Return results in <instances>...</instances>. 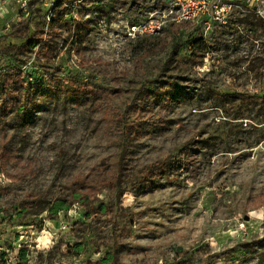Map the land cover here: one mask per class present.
Wrapping results in <instances>:
<instances>
[{
  "label": "rangeland",
  "instance_id": "374dc122",
  "mask_svg": "<svg viewBox=\"0 0 264 264\" xmlns=\"http://www.w3.org/2000/svg\"><path fill=\"white\" fill-rule=\"evenodd\" d=\"M167 3L0 0V264H264V0Z\"/></svg>",
  "mask_w": 264,
  "mask_h": 264
},
{
  "label": "built area",
  "instance_id": "2783aa9c",
  "mask_svg": "<svg viewBox=\"0 0 264 264\" xmlns=\"http://www.w3.org/2000/svg\"><path fill=\"white\" fill-rule=\"evenodd\" d=\"M239 1L257 2L259 0H167L165 19H147L129 27V35L136 37L153 34L166 26L167 16L170 20L183 23L195 22L204 26L207 31L214 25L229 23L233 8Z\"/></svg>",
  "mask_w": 264,
  "mask_h": 264
},
{
  "label": "trees",
  "instance_id": "16d2710c",
  "mask_svg": "<svg viewBox=\"0 0 264 264\" xmlns=\"http://www.w3.org/2000/svg\"><path fill=\"white\" fill-rule=\"evenodd\" d=\"M60 14H62V16H65V9H62L61 11H60ZM58 24H59V21H58V19L56 18V17H53L52 18V20H51V23H50V31H49V34H48V36H47V38L44 40H42L41 42H40V44H42V45H45L46 44V42H48V41H50L51 40V38L53 37V36H55L56 35V33L58 32ZM88 28H89V22L88 21H85V20H81V19H79V21L77 22V24H76V27H75V30H76V32H77V34L80 36V35H82L86 30H88ZM30 42H32L31 40H30ZM199 41H196L195 43H198ZM23 87V86H22ZM36 87V86H35ZM40 87H45L44 86V83L43 84H41V85H39V86H37V88H40ZM46 87H48L49 88V86H46ZM56 86H54V88H55ZM242 96V100L244 101V102H251V101H258V100H264V95H241ZM157 168H163V166L161 165V164H158L157 165ZM112 259H113V257H112ZM113 262H114V264H116V261L113 259Z\"/></svg>",
  "mask_w": 264,
  "mask_h": 264
}]
</instances>
